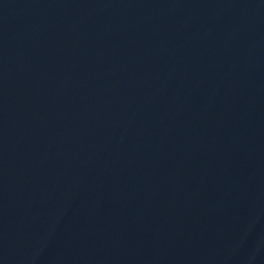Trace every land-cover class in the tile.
<instances>
[{
  "label": "water",
  "instance_id": "1",
  "mask_svg": "<svg viewBox=\"0 0 264 264\" xmlns=\"http://www.w3.org/2000/svg\"><path fill=\"white\" fill-rule=\"evenodd\" d=\"M0 264H264V0H0Z\"/></svg>",
  "mask_w": 264,
  "mask_h": 264
}]
</instances>
